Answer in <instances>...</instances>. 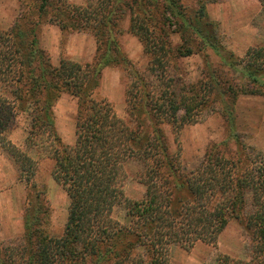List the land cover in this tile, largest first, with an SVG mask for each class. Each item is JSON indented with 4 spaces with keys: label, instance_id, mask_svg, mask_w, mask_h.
<instances>
[{
    "label": "trees",
    "instance_id": "16d2710c",
    "mask_svg": "<svg viewBox=\"0 0 264 264\" xmlns=\"http://www.w3.org/2000/svg\"><path fill=\"white\" fill-rule=\"evenodd\" d=\"M21 2V15L10 28L0 29V145L32 195L25 233L0 243V264H169L172 246L215 245L233 219L252 236L253 258H264V156L253 157L233 134L239 96L262 94L264 45L250 47L239 62L229 61L206 0L195 9L184 0ZM259 2L264 7V0ZM127 14L128 31L149 58L145 70L120 44ZM43 24L90 34L97 62L62 57L53 66L39 45ZM172 33L180 35L178 46ZM211 51L220 58L221 71L209 62L202 79L186 82L177 74L183 58ZM113 65L129 79V119L119 117L109 99L95 96L101 70ZM238 76L245 82L235 81ZM65 94L78 102L71 145L59 136L53 112ZM219 105L238 148L231 149L230 138L212 143L200 165L188 170L180 149L170 152L165 129L170 127L178 140L186 126L197 124L207 111H219ZM21 118L26 137L19 147L8 135ZM43 159L53 162L52 176L69 197L61 236L50 233L46 192L36 189ZM132 161L141 165L138 180L146 189L141 199L124 190ZM117 207L125 209L128 224L114 216ZM215 264L252 263L220 255Z\"/></svg>",
    "mask_w": 264,
    "mask_h": 264
},
{
    "label": "rangeland",
    "instance_id": "374dc122",
    "mask_svg": "<svg viewBox=\"0 0 264 264\" xmlns=\"http://www.w3.org/2000/svg\"><path fill=\"white\" fill-rule=\"evenodd\" d=\"M28 1L33 3V0ZM198 1L184 0V4L189 9H195L198 7ZM206 1L209 21L215 23L218 28L224 55L229 61L239 62L250 47L264 45V7L259 0ZM23 7L21 0H0V29L10 28L21 15ZM129 24L130 14H127L120 26L121 47L139 70H145L149 58L141 41L129 33ZM171 40L174 45L181 44L179 34L172 33ZM39 45L50 55L51 63L55 67L59 65L62 57L83 64L97 62V44L88 33H63L54 24H43L39 32ZM205 54L183 58L179 64L181 70L177 74L187 78L186 82L202 79V72L207 71L209 62L215 69L221 71L220 58L212 51L209 55L208 52ZM238 77L235 81L245 82L240 76ZM128 80L127 73L121 66L104 67L101 70L100 87L95 94L97 98L109 99L115 106L118 116L124 119H129L125 94ZM77 106V99L65 94L53 108L57 132L63 142L70 145L75 141ZM217 108L219 111L205 112L197 124L186 126L178 140L170 127L165 129L170 152L175 154L180 149L183 163L188 170L200 165L212 143H220L230 138L231 149L236 151L238 148L236 140L230 137L229 122L221 113V105ZM233 134L247 146V152L253 157L264 156V87L260 95L239 96L236 102ZM8 137L17 146L24 145L26 130L23 118L19 119L17 127ZM52 167L53 162L50 159L40 160L36 189L46 192L51 208L50 233L61 236L68 217L69 197L54 180ZM140 169L141 165L135 161L126 166L127 180L124 190L127 196L133 199H141L146 191L138 180ZM31 195L30 187L18 178V169L14 160L0 145V243H8L24 235L26 209ZM114 216L125 224L129 223L123 207H117ZM252 244V236L249 232L233 219L215 245L199 242L191 250L172 246L169 264H215L220 255H230L252 264H264V258H253Z\"/></svg>",
    "mask_w": 264,
    "mask_h": 264
},
{
    "label": "crops",
    "instance_id": "0c3cea01",
    "mask_svg": "<svg viewBox=\"0 0 264 264\" xmlns=\"http://www.w3.org/2000/svg\"><path fill=\"white\" fill-rule=\"evenodd\" d=\"M72 1L78 4H85V0H72Z\"/></svg>",
    "mask_w": 264,
    "mask_h": 264
}]
</instances>
